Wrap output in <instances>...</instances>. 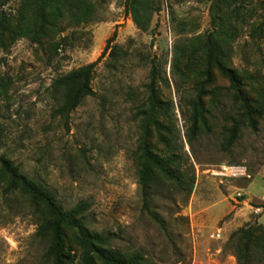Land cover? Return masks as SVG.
<instances>
[{
  "label": "rangeland",
  "instance_id": "1",
  "mask_svg": "<svg viewBox=\"0 0 264 264\" xmlns=\"http://www.w3.org/2000/svg\"><path fill=\"white\" fill-rule=\"evenodd\" d=\"M18 1L4 10L13 14ZM160 1L146 32L134 26L124 0H106L96 6L89 23L54 35L55 41L69 38L57 55L49 51L50 41L45 51L27 38L6 41L0 47V79L9 84L0 93V154L45 185L65 209L87 203L88 229L108 235L110 248L139 252L144 264H192L197 228L213 226L209 239L218 241L216 229L225 224L232 232L264 225L258 223L264 204L253 198L264 196V0ZM218 22L230 31L229 68L263 107L256 128L244 123L229 152L221 149L223 129L229 125L226 117L237 111L227 96L215 103L206 97L209 130L191 142L186 121L194 82L203 68L200 41ZM93 62L94 94L64 123L53 115L50 85L58 75ZM152 67L166 80L157 83V91L168 109L159 117L165 143L150 124L149 144L161 156L178 154L181 169L195 178L191 191L156 179L148 207L163 221L162 227L144 209L137 184L140 112ZM211 87L225 89L228 82L214 71ZM223 167L238 170L233 175ZM255 207L261 212L255 214ZM36 223L28 200L3 194L0 185V264H49L43 258L45 243L35 237ZM69 245L79 254L71 237ZM222 250L209 264H237L232 242L226 241ZM251 264H264V251L257 249Z\"/></svg>",
  "mask_w": 264,
  "mask_h": 264
},
{
  "label": "trees",
  "instance_id": "2",
  "mask_svg": "<svg viewBox=\"0 0 264 264\" xmlns=\"http://www.w3.org/2000/svg\"><path fill=\"white\" fill-rule=\"evenodd\" d=\"M13 0H0V47L8 40L27 38L32 44L45 51L46 41L49 51L57 55L59 49L68 45V36L58 41L54 35H60L69 28L89 23L96 11V6L106 0H19L15 12L4 10ZM125 11L130 15L132 23L141 32L149 29L154 14L160 11V0H124ZM217 10L216 5L212 7ZM216 12V11H215ZM214 19H218L214 13ZM220 21V19H218ZM218 22L216 28L200 41L203 53V68L194 82V97L188 106L186 121L189 124L188 142L195 139L201 131H208L205 99L210 97L212 103L227 96L235 107L237 114L226 117L228 126L223 129L221 149L229 152L239 138L244 123L255 129L263 115V107L247 93L242 77L228 66V39L230 31L223 30ZM259 29V28H258ZM52 56L49 57L51 59ZM187 64V62H186ZM96 62L70 70L58 75L50 85V95L56 103L53 115L66 123L71 113L82 102L94 94L93 80ZM177 65V64H176ZM177 69V66H174ZM214 71L228 82V87H211ZM162 80L155 67L148 74L146 84V106L140 112L141 135L136 148L137 184L141 193L143 207L161 227L163 221L150 212L148 201L151 188L158 177L174 184L179 189L191 191L194 174L187 177L181 169L180 156L175 153L159 155L149 144L150 124L157 134L158 140L165 143L161 135L159 117L168 109L167 102L161 99L157 91V83ZM9 88L7 81L0 79V93ZM226 91L227 94H224ZM172 108V104L170 105ZM0 185L5 195L17 193L25 197L34 209L37 218L35 237L45 243L43 258L49 264H144L139 252L127 254L119 249L109 247L110 237L91 231L87 227L85 212L87 203H78L65 209L55 194L45 185L22 173L20 168L5 155L0 154ZM73 239L79 254L75 255L69 245ZM234 256L237 264H251V258L257 249L264 251V225H248L238 228L230 234Z\"/></svg>",
  "mask_w": 264,
  "mask_h": 264
},
{
  "label": "crops",
  "instance_id": "3",
  "mask_svg": "<svg viewBox=\"0 0 264 264\" xmlns=\"http://www.w3.org/2000/svg\"><path fill=\"white\" fill-rule=\"evenodd\" d=\"M253 198L264 204V196ZM246 200L249 201L251 198H247ZM244 204H246V206L248 205L247 203ZM258 223H264V215L258 218ZM216 230L220 232L218 235V241L217 239H209V236L215 233L213 226L197 228V230L193 231L196 232V238L199 242L197 243V246H194L193 248L192 264H209L211 260H213V256H216L218 252L220 254L222 253V246L228 241L229 236L232 233V227L230 224H225L223 227ZM202 239L204 242H201Z\"/></svg>",
  "mask_w": 264,
  "mask_h": 264
},
{
  "label": "built area",
  "instance_id": "4",
  "mask_svg": "<svg viewBox=\"0 0 264 264\" xmlns=\"http://www.w3.org/2000/svg\"><path fill=\"white\" fill-rule=\"evenodd\" d=\"M222 170H223V171L230 170L231 174L236 175V174H235V171H237L238 169H236V168H225V167H223ZM217 174H219V175H223L221 172H219V173H217ZM245 176H246V175H245V172H244V171H241L240 177H245ZM237 197H242V194H237ZM253 211H254L255 214H258V213L261 212V208H260V207H255V208L253 209Z\"/></svg>",
  "mask_w": 264,
  "mask_h": 264
}]
</instances>
